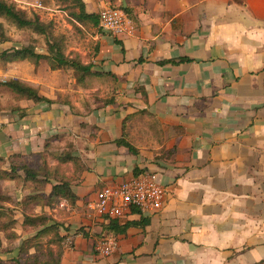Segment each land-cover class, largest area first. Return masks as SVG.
<instances>
[{
    "label": "crops",
    "instance_id": "0c3cea01",
    "mask_svg": "<svg viewBox=\"0 0 264 264\" xmlns=\"http://www.w3.org/2000/svg\"><path fill=\"white\" fill-rule=\"evenodd\" d=\"M83 2L91 13L112 6ZM117 4L128 7L135 32L114 37L98 25L92 69L105 73L90 80L95 87H38L31 78L58 102L19 98L15 109L0 110L1 168L12 154L28 160L45 153L50 167L64 151L77 159L61 166L73 179L75 203L34 208L60 223V264H264V0ZM180 57L190 61L160 63ZM103 87L114 101L90 109L88 92L100 89L102 97ZM124 120L136 153L116 143ZM145 171L166 187L158 212L89 216L86 203L103 186ZM112 218L146 222L107 232ZM102 235L118 240L108 256L95 249Z\"/></svg>",
    "mask_w": 264,
    "mask_h": 264
},
{
    "label": "trees",
    "instance_id": "16d2710c",
    "mask_svg": "<svg viewBox=\"0 0 264 264\" xmlns=\"http://www.w3.org/2000/svg\"><path fill=\"white\" fill-rule=\"evenodd\" d=\"M117 1L110 0V3L112 6L121 8L129 17L128 7H122L121 4H117ZM60 3L64 10H68L73 23L75 21L82 25L91 24L98 27L99 13L87 12L83 0H60ZM0 18L17 29L29 30L42 36L45 43L44 52L37 50L35 39H32L27 45L4 48L0 50V62L10 63L26 60L38 65L41 61H46L51 70L71 69L76 76L78 84H84L91 77L104 75L105 72L93 70V64L83 61L79 53H67L65 51V36L54 34L50 23L40 20L36 13L28 14L15 1L0 0ZM9 40L10 37L7 35L6 28L0 22V43ZM188 61H190L189 58L180 57L161 61L160 63L178 64ZM110 75L114 77V75ZM0 86H4L18 98L32 100L35 103L45 101L50 105L58 102L57 99L53 100L45 97L37 88L17 78L0 80ZM113 101L114 98L112 97L102 99L104 104H109ZM71 108L73 107L71 106ZM125 136L126 127L124 120L123 135L116 140V143L124 145L131 152L136 153L137 150L125 140ZM45 146H47V143ZM44 154L33 155L32 158L35 159L33 163L23 161L24 157L20 154H12L8 157L9 165L8 169L5 170L1 168V165L5 163L4 158L0 157V179L17 180L28 191L19 201L15 202V206L6 205L8 203L11 204V198L0 192V232L4 235L6 241H14L17 238L20 240L17 256L10 258L5 264H60V254L64 240V236L59 233L60 223L57 221L50 222L52 220L50 215L43 211L36 212L34 208L40 204L42 207H53L60 199H65L71 204L75 203L76 195L70 187L73 179L65 174L61 166L67 162L77 163V159L69 151H64L54 156L58 163L50 167L45 161L46 156ZM36 157L40 158V163H37ZM19 171H22L23 176L19 174ZM47 184H51V188L49 192L45 193L43 189ZM15 207H19L21 212V226L34 230L35 233L33 235L21 238L16 233L14 228L17 223L14 213ZM145 222L144 220L138 223L126 221L121 224L112 218L103 225V229L107 232L125 233L130 225H143ZM76 232L84 234L82 227L78 228ZM46 235H49V238L46 242L47 247L44 248V244L40 240ZM52 246H55L56 249L54 250ZM31 248L34 251L29 253Z\"/></svg>",
    "mask_w": 264,
    "mask_h": 264
},
{
    "label": "rangeland",
    "instance_id": "374dc122",
    "mask_svg": "<svg viewBox=\"0 0 264 264\" xmlns=\"http://www.w3.org/2000/svg\"><path fill=\"white\" fill-rule=\"evenodd\" d=\"M16 4L27 11L28 14H38L40 20L46 23H50L54 34L64 35L67 53L77 52L85 62H91L95 56L94 42H92L91 35L99 33L100 30L97 27L82 25L78 22L73 23L72 17H70L68 10H64L61 6L60 0H13ZM0 22L3 23L6 28L7 35L10 40L7 42L0 43V50L10 47H20L27 45L32 39H35V45L39 52L45 51V43L42 36L30 32L29 30H20L16 27L8 24L4 19L0 18ZM92 63V62H91ZM34 67V68H33ZM9 78L24 79L27 83L32 82L31 78L36 80L38 87H57V84H61L64 87H95L96 82H90L94 77L89 78L84 84H78L76 76L71 69H56L51 70L46 61H41L38 65H34L29 61H15L10 63L0 62V80H6ZM26 79V80H25ZM38 81V82H37ZM96 81V80H95ZM50 83V84H49ZM49 84V85H48ZM91 90V88H89ZM103 92L100 93L102 97L98 96V89L95 92L89 91L91 95L90 102L88 103L91 109L92 105L99 104L102 98L107 97L111 93L110 87H103ZM100 92V91H99ZM74 96L79 93L73 92ZM76 94V95H75ZM94 95V96H93ZM105 96V97H103ZM18 97L12 94L4 86H0V110L4 107L8 109H15V103L18 102ZM100 99V100H99ZM86 101V99H84ZM82 111L89 110L85 108L86 105L81 103ZM73 113L81 112L78 108L72 110ZM19 114V113H18ZM19 116V115H18ZM4 124L0 125V132ZM1 140V137H0ZM57 145V144H55ZM23 161L33 163L34 158L28 160L22 159ZM26 191L25 187L21 186V182L17 181L15 184H7L5 182L0 183V192L3 195H7L11 198V204L15 206V202L19 201L21 195ZM18 206V205H17ZM15 217L17 223L14 228L16 233L21 238L31 236L35 233L34 230L23 228L21 226V212L19 207H15ZM49 235L43 236L40 241L44 244V248L47 247L46 242ZM19 239L14 241H6L4 235L0 232V264H5L10 258L17 256V248ZM55 250L56 247L52 246ZM34 251L33 248L29 250V253Z\"/></svg>",
    "mask_w": 264,
    "mask_h": 264
},
{
    "label": "built area",
    "instance_id": "2783aa9c",
    "mask_svg": "<svg viewBox=\"0 0 264 264\" xmlns=\"http://www.w3.org/2000/svg\"><path fill=\"white\" fill-rule=\"evenodd\" d=\"M101 30L117 37L135 32L133 21L119 7L109 6L99 12ZM166 187L151 172H142L127 180L103 186L94 200L86 203L91 217H123L131 208L143 215L158 212L164 205ZM118 240L103 235L95 244L96 251L108 256L116 250Z\"/></svg>",
    "mask_w": 264,
    "mask_h": 264
}]
</instances>
